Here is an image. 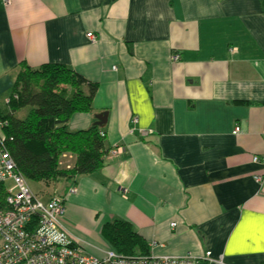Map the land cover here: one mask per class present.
I'll return each instance as SVG.
<instances>
[{
  "label": "crops",
  "instance_id": "1",
  "mask_svg": "<svg viewBox=\"0 0 264 264\" xmlns=\"http://www.w3.org/2000/svg\"><path fill=\"white\" fill-rule=\"evenodd\" d=\"M48 63L98 84L69 127L107 113L112 149L66 197L71 238L101 256L103 226L120 219L155 256L264 264V0L0 3V108L22 64Z\"/></svg>",
  "mask_w": 264,
  "mask_h": 264
},
{
  "label": "trees",
  "instance_id": "2",
  "mask_svg": "<svg viewBox=\"0 0 264 264\" xmlns=\"http://www.w3.org/2000/svg\"><path fill=\"white\" fill-rule=\"evenodd\" d=\"M97 91L98 84L67 65L20 66L11 98L0 108V122L4 123L6 149L28 183L70 187L78 177L104 167L112 149L103 131L95 126L77 131L69 127L75 114L92 112ZM21 110L26 112L17 116ZM64 153L74 157L69 169L60 166ZM101 234L120 254L150 255L148 243L128 221L107 223Z\"/></svg>",
  "mask_w": 264,
  "mask_h": 264
},
{
  "label": "built area",
  "instance_id": "3",
  "mask_svg": "<svg viewBox=\"0 0 264 264\" xmlns=\"http://www.w3.org/2000/svg\"><path fill=\"white\" fill-rule=\"evenodd\" d=\"M10 2L0 0L5 6ZM87 36L92 43L97 41L93 33ZM172 60L177 62L180 55L175 54ZM132 123L137 124L138 118L133 117ZM3 128L4 123L0 122V264H224L222 257L214 259L209 251L203 255L131 256L109 249L101 256L90 254L70 237L64 224L66 197L77 193L76 186L68 187L64 197L57 196L43 202L18 173L6 149ZM140 131L143 136L149 132ZM103 133L101 135L105 137ZM119 150L123 147L117 148L116 152ZM253 160L258 163L261 159L254 157ZM255 179L263 183V176L258 175Z\"/></svg>",
  "mask_w": 264,
  "mask_h": 264
},
{
  "label": "rangeland",
  "instance_id": "4",
  "mask_svg": "<svg viewBox=\"0 0 264 264\" xmlns=\"http://www.w3.org/2000/svg\"><path fill=\"white\" fill-rule=\"evenodd\" d=\"M88 37V36H87ZM89 39V37H88ZM90 40V39H89ZM91 42V40H90ZM92 43V42H91ZM6 106V104H5ZM26 112V110H21L17 113V116H22L24 113ZM67 153H64L61 157V161H60V166L61 167H64L66 169L67 168V165L70 164V167H72L73 163H71V161L69 159ZM12 158V157H11ZM27 181V180H26ZM29 186H31V189L32 191L35 193V194H38V196L40 197V199L43 201V202H47L50 198H53V197H57V196H62L64 197V194L66 192H64V194H60L58 192H60V187L62 189V184L60 183L58 186L56 185L55 186H50V187H46V185L42 184V183H35V182H31V183H28ZM8 185H11V183H8ZM76 188H77V183L75 184ZM60 190V191H59ZM56 193V194H54ZM54 194V195H53ZM66 205V203H65ZM66 207V206H65ZM104 239V238H103Z\"/></svg>",
  "mask_w": 264,
  "mask_h": 264
},
{
  "label": "water",
  "instance_id": "5",
  "mask_svg": "<svg viewBox=\"0 0 264 264\" xmlns=\"http://www.w3.org/2000/svg\"><path fill=\"white\" fill-rule=\"evenodd\" d=\"M96 122L93 126L103 128L106 125L107 122V113H101L96 116Z\"/></svg>",
  "mask_w": 264,
  "mask_h": 264
},
{
  "label": "bare ground",
  "instance_id": "6",
  "mask_svg": "<svg viewBox=\"0 0 264 264\" xmlns=\"http://www.w3.org/2000/svg\"><path fill=\"white\" fill-rule=\"evenodd\" d=\"M9 98H11V95L8 97V99H9ZM103 134L106 136V133H105V132H104ZM116 148H119V147H116ZM82 246H83V245H82ZM83 247H84V246H83ZM109 249H112V248H109ZM109 249H107V250H109ZM105 251H106V250H105Z\"/></svg>",
  "mask_w": 264,
  "mask_h": 264
}]
</instances>
